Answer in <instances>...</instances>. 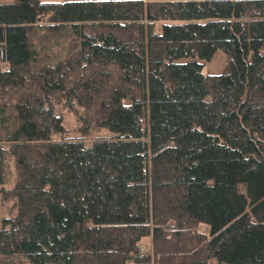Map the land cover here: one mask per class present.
<instances>
[{
  "label": "trees",
  "instance_id": "trees-1",
  "mask_svg": "<svg viewBox=\"0 0 264 264\" xmlns=\"http://www.w3.org/2000/svg\"><path fill=\"white\" fill-rule=\"evenodd\" d=\"M224 263L264 264V0L0 4V264Z\"/></svg>",
  "mask_w": 264,
  "mask_h": 264
},
{
  "label": "rangeland",
  "instance_id": "rangeland-1",
  "mask_svg": "<svg viewBox=\"0 0 264 264\" xmlns=\"http://www.w3.org/2000/svg\"><path fill=\"white\" fill-rule=\"evenodd\" d=\"M10 0H0V4L7 3ZM44 1H84V0H44ZM227 62V56L225 53L222 51H218L215 56L210 60V61H205V67H204V73L206 74H219L221 73ZM66 125L69 127H74L76 124L75 118L72 116V114H66ZM7 177H8V182L7 186H11L13 184V178H14V168L13 164L8 165V171H7ZM201 231L205 232L206 228L201 227ZM143 248V250H142ZM151 250V239H146L142 241L140 245V251L145 252V251H150ZM228 264V263H224Z\"/></svg>",
  "mask_w": 264,
  "mask_h": 264
},
{
  "label": "built area",
  "instance_id": "built-area-1",
  "mask_svg": "<svg viewBox=\"0 0 264 264\" xmlns=\"http://www.w3.org/2000/svg\"><path fill=\"white\" fill-rule=\"evenodd\" d=\"M142 250H143V248H142ZM144 251V250H143ZM147 252H149V251H145V252H142V253H147Z\"/></svg>",
  "mask_w": 264,
  "mask_h": 264
}]
</instances>
